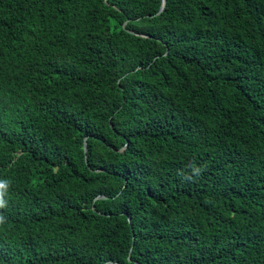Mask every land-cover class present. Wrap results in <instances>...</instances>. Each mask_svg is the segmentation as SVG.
<instances>
[{
    "label": "trees",
    "instance_id": "obj_1",
    "mask_svg": "<svg viewBox=\"0 0 264 264\" xmlns=\"http://www.w3.org/2000/svg\"><path fill=\"white\" fill-rule=\"evenodd\" d=\"M161 4L0 0V264H264V0Z\"/></svg>",
    "mask_w": 264,
    "mask_h": 264
},
{
    "label": "water",
    "instance_id": "obj_2",
    "mask_svg": "<svg viewBox=\"0 0 264 264\" xmlns=\"http://www.w3.org/2000/svg\"><path fill=\"white\" fill-rule=\"evenodd\" d=\"M165 3H166V0H162L161 8H160L158 14H160L163 11L164 6H165ZM86 139L87 138H84V140H83V154H84V162L87 165V142H86ZM95 172H97V171H95ZM96 199H107V197H105V196H98ZM130 251H131V249H130ZM130 251H129V255L127 257V260L128 261H130ZM104 264H118V263L106 262Z\"/></svg>",
    "mask_w": 264,
    "mask_h": 264
},
{
    "label": "clouds",
    "instance_id": "obj_3",
    "mask_svg": "<svg viewBox=\"0 0 264 264\" xmlns=\"http://www.w3.org/2000/svg\"><path fill=\"white\" fill-rule=\"evenodd\" d=\"M197 174H199V170H197ZM3 187H4L3 183H0V188H3ZM3 206L4 204H3L2 194H0V207H3ZM2 222H3V217H0V223Z\"/></svg>",
    "mask_w": 264,
    "mask_h": 264
}]
</instances>
